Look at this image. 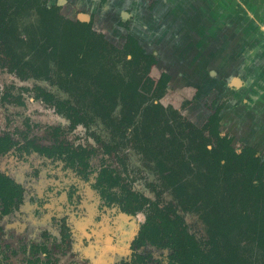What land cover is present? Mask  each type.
<instances>
[{"label": "trees", "instance_id": "1", "mask_svg": "<svg viewBox=\"0 0 264 264\" xmlns=\"http://www.w3.org/2000/svg\"><path fill=\"white\" fill-rule=\"evenodd\" d=\"M29 9L38 15L39 26L36 33L26 30L27 37L21 39L39 56L37 60L27 59L12 46L13 39L20 38L14 24L15 16ZM120 60L122 69L117 65ZM50 61L63 72L56 71L59 83L67 85L63 87L65 90L69 86L78 87L80 83L85 86L81 88L90 92L92 109L40 84L32 88L33 96L67 119L68 129L88 126L100 117L103 121L109 119L121 133H130L138 148L151 153L162 182L171 189L178 203L151 199L121 182L114 169L103 166L98 177L101 194L109 201H119L127 212L142 211L145 215L134 244L170 248L169 264H264V200L249 189L245 197H240L237 183L244 184L242 176L234 183L228 179L222 162L214 159L209 151L193 153L189 142L185 145L178 140L179 128H174L171 121L180 116L172 109L168 114L158 101L167 88L170 75L163 71L156 80L148 75L156 58L145 51L138 39L128 33L119 47L94 29L92 20L70 19L60 13L59 5H48L47 0H0V67L21 79L51 80ZM94 63L97 64L95 68ZM3 96L5 98V94ZM222 107L223 102L215 105L200 126L182 118L178 126L183 136L190 141H200L206 138V131L215 136L220 149L231 148L232 137L222 134L219 128ZM63 133L61 125L52 126L50 135L54 138L51 144L29 139L26 133L22 138L25 145L37 151L49 155L56 153L81 168L88 166V151L59 139ZM92 135L102 143L105 151L112 147L96 133L92 132ZM18 144L20 140L11 132L0 131V153ZM242 151L259 162L256 147L246 144ZM179 153L186 161L176 160ZM167 160L172 165L167 164ZM190 163L195 164V170H191ZM263 168L262 164L250 163L247 169L263 173ZM189 176L192 179H185ZM113 184L120 187L118 197L114 195L115 191L109 190ZM21 194L20 185L0 171L1 212H11ZM200 202L212 209L211 214L206 211L202 215L206 232L201 239L189 232L179 209H197ZM30 249L32 253L42 250L47 254V264H55L46 244L32 245ZM144 257L147 256L136 253L131 261L140 262Z\"/></svg>", "mask_w": 264, "mask_h": 264}, {"label": "rangeland", "instance_id": "2", "mask_svg": "<svg viewBox=\"0 0 264 264\" xmlns=\"http://www.w3.org/2000/svg\"><path fill=\"white\" fill-rule=\"evenodd\" d=\"M62 12L66 17L75 18L76 16L83 20H87L90 14L83 8H77L74 11L62 9ZM14 24L20 36L18 39H13L12 46L15 51L27 59L37 60L39 56L22 41L21 37H27L26 30L37 32L38 15L32 9L23 10L16 14ZM93 26L102 31L108 40L112 39L110 42L116 41L114 37L116 34L102 30L95 18ZM117 65L119 68H123L121 60ZM49 66L51 80L31 77L21 79L0 67V131L8 130L18 139L26 133L46 142L47 138L51 136L50 128L54 125H61L64 128L62 134L64 140L74 145L90 147L92 152L94 151L90 157L92 173L86 178L63 158L48 157L17 148L1 156L0 170L13 176L21 184L23 193L22 199L15 209L0 218V234H2L0 249H3L2 242L4 241L17 247L16 252L12 255L8 251L9 255L0 256V264H45L46 254L43 255L38 251L30 253L29 243L32 241L47 243L49 246L53 241L59 243L58 249L52 248L50 255L52 259L58 260L59 264H118L119 259L128 255L130 240L143 220V214H126L120 211L117 205L102 204L98 193L92 187L98 167L101 164H106L116 168L124 175L134 190L151 199H159L161 203H166L169 200L175 204L178 203L171 189L162 182L151 153L138 148L135 141L131 139L130 133H121L109 119L103 121L100 117L89 122L88 126L79 125L74 129H68L67 119L56 113L53 107L33 96L32 88L35 84H40L62 97H71L74 101L77 99L92 109L90 92L81 88V86H85L80 83L78 87L69 86L65 90L63 87L67 85L65 86L64 82L59 83V76L56 73L59 70L52 61L49 62ZM96 66L97 64L94 63L93 68ZM185 66L193 72L192 64ZM209 66L207 62H202L199 68L208 70ZM160 68L161 65L153 67L148 75L156 80ZM192 72L190 76L178 75V72H175L165 92L158 98L168 114L169 109H172L176 110L180 116V119L171 121L174 128H179L178 140H181L185 145L186 142H189L192 145L193 153L209 151L214 159L222 162L227 170L225 171L228 179L234 183H237L238 177L242 176L244 184L237 183L241 192L240 197H245L247 192L252 190L264 200V177L262 176L264 168L263 173L259 172L260 174L257 173V170L247 169L250 163L264 166V150H259V162L244 153L242 147L248 144L244 141L248 140L249 136L240 139L235 137L231 148L222 150L216 144L215 136L206 131V138L200 141H190L181 133L182 130L178 126L179 121L186 118L196 125H201L212 108L210 105L211 95L195 94L198 92L197 84L209 80L198 79L192 76ZM59 73L63 72L59 71ZM206 73L208 74V72ZM222 76L220 74L218 77L222 79ZM214 88L219 93L215 96L216 99L223 101L221 131L231 133L230 125H225L224 122L225 105L227 104L224 97L226 94L221 95L224 92L220 91L219 86L216 85ZM214 92L212 93L214 94ZM215 97L213 98L215 99ZM234 97L238 99L240 94L237 93ZM260 97L263 98L264 95ZM239 109L241 108L239 107ZM116 115L117 110L112 114V118L115 119ZM92 132L99 135L112 147L108 151L102 150L94 140ZM253 146L255 147V145ZM175 157L176 160L186 161L181 153ZM245 162H247L246 167ZM167 164L172 165V162L167 160ZM190 165L192 166L191 170H195V164L190 163ZM191 177L185 179H192ZM179 209L189 232L197 238H203L206 232V223L202 215L206 211L211 214L212 209L204 206L202 202L197 209L184 210L180 207ZM23 244H26L25 250L21 248ZM4 247L7 248V246Z\"/></svg>", "mask_w": 264, "mask_h": 264}, {"label": "crops", "instance_id": "3", "mask_svg": "<svg viewBox=\"0 0 264 264\" xmlns=\"http://www.w3.org/2000/svg\"><path fill=\"white\" fill-rule=\"evenodd\" d=\"M51 1L66 11L92 12L102 30L116 34L115 43L133 34L156 56L154 67L161 65L172 78L175 72L190 76L187 64L193 65L192 76L215 73L207 80L229 96L225 125L236 138L249 136L244 142L264 150V0ZM202 62L208 70L199 68ZM237 93L240 97L233 98Z\"/></svg>", "mask_w": 264, "mask_h": 264}, {"label": "flooded vegetation", "instance_id": "4", "mask_svg": "<svg viewBox=\"0 0 264 264\" xmlns=\"http://www.w3.org/2000/svg\"><path fill=\"white\" fill-rule=\"evenodd\" d=\"M93 0H89V1H87V3H89L90 5H92L93 4V2H92ZM101 1H103V0H101ZM62 2V1H61ZM47 4L48 5H50V4H56V5H59L60 6V13L61 14H63V12H62V5L61 4H59V3H56V2H52L51 0H47ZM88 11V10H87ZM89 12V11H88ZM90 14H89V16H88V18H87V20H83L82 18H79V17H76L75 16V18H70V19H73V20H75V19H79V20H82V21H90V20H92V27L94 28V29H96L94 26H93V19H94V14L92 13V12H89ZM64 15V14H63ZM69 18V17H68ZM97 31H100V30H98V29H96ZM102 32V31H101ZM103 33V32H102ZM104 34V33H103ZM105 36V35H104ZM106 37V36H105ZM110 41V40H109ZM125 41V40H124ZM139 41V40H138ZM111 43H113V44H115V45H117V46H122V44L124 43H122L121 45H119V44H117V43H115V42H111ZM140 43V42H139ZM143 47V46H142ZM144 48V47H143ZM145 49V48H144ZM145 51L146 52H148L146 49H145ZM148 53H151V52H148ZM152 54V53H151ZM155 58H156V56L154 55V54H152ZM157 63V58H156V62L150 67V69H149V71L155 66V64ZM170 69L172 70L173 69V66L172 65H170ZM167 72L169 75H170V79H169V81L171 80V78H172V75H171V73L169 72V71H167L166 69L164 70H159V75H158V77H157V79L159 78V76L161 75V73L162 72ZM200 72V71H199ZM199 73H197V76H195V77H197L198 79H200V78H202V80H204L205 81V79L207 80L208 78H210V77H215L216 75H211L210 77H206V74L207 73H205V75H203V73H201V75H198ZM217 78V77H216ZM169 81H168V83H169ZM208 81V80H207ZM208 82H210V81H208ZM168 83H167V87H168ZM214 83V82H213ZM213 83H211V84H209V83H205V82H200V84H197V90H198V92H196L195 94L196 95H200V93L201 94H203V95H211V98H212V100L210 101V105H211V111L213 110V108H214V106L215 105H217V104H219V103H221V102H223L222 101V99H220V100H217L216 99V95L217 94H219L218 92H214V87L212 86V84ZM222 91V93L223 94H221V95H224L225 94V91L222 89L221 90ZM212 92H214V94L212 93ZM213 97H215V99L213 98ZM224 99H225V103L227 102V100H228V96L226 95V97H224ZM215 100V101H214ZM52 107V106H51ZM222 110V109H221ZM210 114V112L208 113V115ZM207 115V116H208ZM207 118V117H206ZM206 120V119H205ZM221 122H222V119H220V126H219V128L222 126V124H221ZM195 124V123H194ZM196 125V124H195ZM197 126H200V125H197ZM3 131V130H2ZM8 131V130H7ZM220 131H221V128H220ZM10 132V131H9ZM221 133L222 134H227V135H229V136H231L232 137V140H231V146L233 145L232 143H233V140H234V138H235V135L231 132V133H229V132H222L221 131ZM13 135V134H12ZM13 137L15 138V139H18V138H16L14 135H13ZM27 138H29V139H35L36 141H38V142H41V143H44V144H51V143H53V138H54V136H50L49 138H47V140L48 141H41V140H38V139H36L35 137H31V136H27ZM58 138L59 139H64V137L62 136V135H60V136H58ZM20 140V145L18 144V145H16V146H13V147H11L9 150H7L5 153H7V152H9V151H11V150H13L14 148H17V149H19V150H25V151H27V152H36V153H38V154H41V155H44V156H48V157H59V158H63V157H60V156H57L56 155V153L55 154H51V155H49V154H47V153H44V152H40V151H37V150H35V149H33V147H31L30 145H25V140H24V138H20L19 139ZM95 140V139H94ZM96 141V140H95ZM67 142V141H66ZM69 143V142H68ZM96 143H98V145H99V147L102 149V150H104V148H103V145H102V143H100V142H98V141H96ZM69 144H71L72 146H75V147H79V146H81V147H84V146H82V145H74V144H72V143H69ZM216 144H217V142H216ZM246 145V144H245ZM244 146V145H243ZM87 151H88V157H86V160L88 161V166H86V167H84V168H81L80 166H79V164H72L70 161H69V159H65V158H63V159H65L67 162H68V164L72 167V168H74L76 171H78V172H80V173H82V174H84V176L87 178V177H89L90 176V174L92 173V168H91V161H90V157H91V155H92V153L94 152H92V148H90V147H84ZM257 149V148H256ZM105 151V150H104ZM259 150L257 149V155L259 154ZM5 153H0V157L1 156H3ZM103 166H107V167H109V168H112L110 165H106V164H101L99 167H98V169H97V171L95 172V175H94V178H93V181H92V187L96 190V192L98 193V195H99V197H100V199L102 200V204L103 205H106V206H110V205H117L118 206V208L120 209V211H122V212H124V213H126V214H131V215H135V214H137V213H142L143 214V220L139 223V225H138V228H137V230H136V232L134 233V235H133V237L131 238V240H130V244H129V248H130V251H129V253H128V255L127 256H124V257H122L121 259H119L120 261L118 262V264H169V258H170V255H171V249L170 248H168V247H157V246H154V245H152V244H148V243H146V244H140V245H137V244H134L133 243V241H134V238H135V235L137 234V231L139 230V227H140V224L144 221V218H145V215H144V213L142 212V211H139V212H137V213H135V214H133V213H130V212H127V211H125V210H123L122 209V207L120 206V204H119V201H109V200H107L106 199V197L105 196H103L102 194H101V190H100V188H99V184H98V177H99V174H100V172H101V170H102V167ZM112 169H114V172L117 174V175H119V177L121 178V182H123V183H126V185L127 186H129V187H131L130 186V183L126 180V178H124V175L122 174V173H120L116 168H112ZM0 171H2V170H0ZM2 172H4L5 174H7L8 176H10V177H12L13 178V180L15 181V182H17L16 180H15V178L13 177V176H11L10 174H8L7 172H5V171H2ZM114 174V173H113ZM19 185H20V187H21V193H23L22 192V186H21V184L19 183V182H17ZM103 183H105V182H103ZM129 183V184H128ZM132 188V187H131ZM133 189V188H132ZM109 190L110 191H115V193L116 194H114V195H116L117 197L121 194L120 193V187L118 186V185H111L110 187H109ZM134 190V189H133ZM136 191V190H135ZM143 194V193H142ZM145 195V194H144ZM21 199H22V194H21V197H20V199L18 200V202H17V204L21 201ZM17 204L14 206V208H13V210L15 209V207L17 206ZM12 210V211H13ZM11 211V212H12ZM11 212H8V213H2L1 212V205H0V218H1V216H3V215H6V214H9V213H11ZM1 229V228H0ZM2 238V234H0V239ZM38 244H46V246H47V248H48V250L50 251V253H49V256L52 254V248L53 249H58L57 248V246L59 245V243H55L54 241L52 242V245L51 246H49L47 243H35V242H30L29 243V251H31V246L32 245H38ZM4 246H7V248H8V250H7V248L6 247H4ZM18 246H21V245H18ZM2 247H3V249H0V256H2V255H4V256H7V255H9V254H7L8 253V251H10L11 253H10V255H12V253H15L16 252V249H17V247L16 246H14L12 243H7L6 241H4V242H2ZM25 247H26V244H23V246H21V248L23 249V250H25ZM51 247V248H50ZM6 248V249H5ZM4 250V251H3ZM38 252H42L43 253V255L44 254H46L45 252H43L42 250H38ZM31 254H32V252H30ZM140 254V255H143V256H147V257H144L143 258V260H141L140 262H132L131 260L133 259V257L135 256V254ZM2 258H4V257H2ZM50 259L51 260H55V264H59V263H57V261L58 260H56V259H52L51 257H50ZM58 259V258H57ZM46 260H47V254H46ZM46 260H45V264H47V262H46Z\"/></svg>", "mask_w": 264, "mask_h": 264}]
</instances>
